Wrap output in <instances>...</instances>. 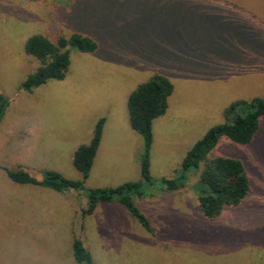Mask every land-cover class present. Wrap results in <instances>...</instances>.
<instances>
[{"label": "rangeland", "instance_id": "obj_1", "mask_svg": "<svg viewBox=\"0 0 264 264\" xmlns=\"http://www.w3.org/2000/svg\"><path fill=\"white\" fill-rule=\"evenodd\" d=\"M72 32L97 49L71 50L63 79L21 89L39 65L24 50L27 38ZM155 73L173 91L152 122L153 182L134 197L154 233L116 201L99 203L80 228L91 188L140 179L143 142L126 102ZM0 94L8 100L0 165L38 180L46 170L80 179L73 153L105 118L82 190L17 184L0 168V264H78L73 235L93 264H264V125L252 143L221 139L209 153L240 159L250 184L246 198L218 216L198 207L201 166L176 191L160 182L178 179L186 151L225 120L231 102L264 94V0H0Z\"/></svg>", "mask_w": 264, "mask_h": 264}, {"label": "trees", "instance_id": "obj_2", "mask_svg": "<svg viewBox=\"0 0 264 264\" xmlns=\"http://www.w3.org/2000/svg\"><path fill=\"white\" fill-rule=\"evenodd\" d=\"M39 1V0H34ZM97 42L80 32L68 36L59 35L50 39L43 34H34L27 38L24 50L35 58L39 65L21 82L20 88L32 92L36 87L50 80H61L66 76L70 65L71 50L93 52ZM173 91V84L163 74L155 73L132 90L127 98L129 125L137 132L143 142L139 157L140 179L125 181L113 187H95L88 191L87 204L80 208L83 220L90 215L99 203L117 202L125 208L147 232L153 234L154 228L139 209L134 197H141L143 185L151 184L150 150L153 142L152 122L165 113L167 100ZM8 105L7 98L0 94V122ZM225 120L210 127L187 151L181 161L178 179L161 178L163 191H176L184 186L191 171L200 169L196 188L198 207L207 218L220 214L226 205H238L250 190L249 179L240 159L228 155L209 156L219 141L230 140L239 145L252 143L264 125V94L249 100L238 99L224 110ZM104 117H100L93 128L87 143L80 144L74 151L72 164L80 174V179H70L55 170H46L38 180L22 168L10 169L0 165L6 176L14 183L29 184L49 188L64 193L73 189L82 190L89 177L95 155L102 136ZM196 193V192H195ZM72 252L78 264H93L90 252L77 236L72 237Z\"/></svg>", "mask_w": 264, "mask_h": 264}, {"label": "crops", "instance_id": "obj_3", "mask_svg": "<svg viewBox=\"0 0 264 264\" xmlns=\"http://www.w3.org/2000/svg\"><path fill=\"white\" fill-rule=\"evenodd\" d=\"M100 144H101V142H100ZM99 147H100V145H99ZM97 151H98V150H97ZM96 154H97V153H96ZM95 157H96V155H95ZM93 163H94V162H93ZM128 181H130V180H128ZM132 181H133V180H132ZM124 182H125V181H124ZM122 183H123V182H122ZM109 187H111V186H109ZM95 209H96V208H95ZM95 209H94V210H95ZM93 213H94V211H93L90 215H88L87 217L91 216ZM87 217H86V218H87ZM84 220H85V219H84ZM83 224H84V223H83ZM145 231H146V230H145ZM146 232H147V231H146ZM147 233H149V232H147Z\"/></svg>", "mask_w": 264, "mask_h": 264}]
</instances>
